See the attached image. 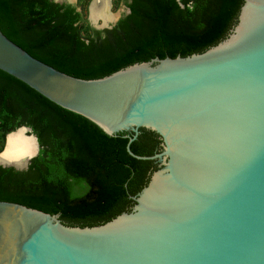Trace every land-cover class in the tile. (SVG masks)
<instances>
[{
  "label": "water",
  "instance_id": "1",
  "mask_svg": "<svg viewBox=\"0 0 264 264\" xmlns=\"http://www.w3.org/2000/svg\"><path fill=\"white\" fill-rule=\"evenodd\" d=\"M242 1L227 37L205 52L93 80L43 64L0 32L1 72L110 137L131 133L127 153L157 167L131 209L99 226L0 201V264H264V0ZM93 3L89 25L111 29L120 16L98 24ZM140 129L159 137V153L130 151ZM18 134L30 138V157H11ZM38 150L20 127L6 135L0 166L25 171Z\"/></svg>",
  "mask_w": 264,
  "mask_h": 264
},
{
  "label": "trees",
  "instance_id": "2",
  "mask_svg": "<svg viewBox=\"0 0 264 264\" xmlns=\"http://www.w3.org/2000/svg\"><path fill=\"white\" fill-rule=\"evenodd\" d=\"M128 14L95 30L76 7L53 0H0V32L32 58L73 78L93 80L154 58L200 54L225 39L242 0H114ZM79 9L80 11H77ZM28 127L39 150L27 170L0 166V201L50 215L70 227L103 225L134 205L157 169L132 158L128 140L106 135L0 71V152L7 134ZM136 156L160 152L159 137L140 129Z\"/></svg>",
  "mask_w": 264,
  "mask_h": 264
},
{
  "label": "bare ground",
  "instance_id": "3",
  "mask_svg": "<svg viewBox=\"0 0 264 264\" xmlns=\"http://www.w3.org/2000/svg\"><path fill=\"white\" fill-rule=\"evenodd\" d=\"M109 0H94L90 8V17L93 21H101L102 24H107L111 20H113L116 15H110L108 12L109 9ZM10 149L14 155L11 157L26 155V157H30L34 154L35 149H32V142L30 138L23 137L20 134L14 136L10 140ZM7 160L5 155H0V161L4 162Z\"/></svg>",
  "mask_w": 264,
  "mask_h": 264
},
{
  "label": "rangeland",
  "instance_id": "4",
  "mask_svg": "<svg viewBox=\"0 0 264 264\" xmlns=\"http://www.w3.org/2000/svg\"><path fill=\"white\" fill-rule=\"evenodd\" d=\"M91 2V0H90ZM90 4V3H89ZM89 6V5H88ZM109 9H108V12L110 15H118L119 19L126 14V8L124 6V4L121 2L119 3L118 5L115 4V1L114 0H109ZM84 16L87 20V17H88V9L86 7V10L84 11ZM116 20V19H115ZM88 21V20H87ZM100 20L98 21V24H100Z\"/></svg>",
  "mask_w": 264,
  "mask_h": 264
},
{
  "label": "flooded vegetation",
  "instance_id": "5",
  "mask_svg": "<svg viewBox=\"0 0 264 264\" xmlns=\"http://www.w3.org/2000/svg\"><path fill=\"white\" fill-rule=\"evenodd\" d=\"M127 14H128V13H127ZM125 15H126V14H125ZM123 16H124V15H123ZM123 16H122V17H123ZM122 17H121V18H122ZM121 18H120V19H121Z\"/></svg>",
  "mask_w": 264,
  "mask_h": 264
}]
</instances>
